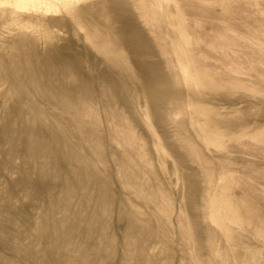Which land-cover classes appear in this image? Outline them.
<instances>
[{
    "label": "rangeland",
    "instance_id": "rangeland-1",
    "mask_svg": "<svg viewBox=\"0 0 264 264\" xmlns=\"http://www.w3.org/2000/svg\"><path fill=\"white\" fill-rule=\"evenodd\" d=\"M41 1L0 0V62L58 60L0 72V264H264V0Z\"/></svg>",
    "mask_w": 264,
    "mask_h": 264
},
{
    "label": "bare ground",
    "instance_id": "bare-ground-1",
    "mask_svg": "<svg viewBox=\"0 0 264 264\" xmlns=\"http://www.w3.org/2000/svg\"><path fill=\"white\" fill-rule=\"evenodd\" d=\"M16 2L18 3L19 7L21 8H24L27 12V10H30V9H35L37 8L38 6L40 7L42 5V1L41 0H16ZM3 3V1H2ZM14 3H15V0H14ZM1 5V3H0ZM4 5V4H3ZM93 6L95 5H88V6H82L80 8H78V12L80 13V15L82 16V14H84L87 10L91 9ZM47 10L48 9V5H47ZM91 11V10H90ZM21 12V11H20ZM88 13V12H87ZM24 16V15H23ZM27 22V21H26ZM51 24H54V25H63L65 23H63V20L61 19H54L52 20ZM53 25V26H54ZM35 38V37H34ZM34 44H36L35 40L32 39V37H26L25 35L22 36L20 38H18L14 44L12 45V47L14 48V51L16 52V54L14 56H17V58H20L19 60H16V61H11V62H0V72L2 73L3 71H9L12 76V81L13 80H17L15 76L16 73H20L21 71H25V72H29V81L30 79H32V84H35L36 85V89H41V90H46L45 89V86L39 84L37 81L38 80V75L37 73H41L42 70H47L48 68H54L57 66V63H58V60L55 61V60H51L49 62H36L34 60V57L36 56V52L35 49H34ZM38 46V45H37ZM40 51V50H39ZM49 51V50H48ZM48 53V52H47ZM14 54V53H13ZM58 55V54H57ZM61 55V54H60ZM41 56V55H40ZM51 57L54 59V56L50 55V59ZM16 58V59H17ZM56 58V57H55ZM111 60V59H110ZM60 63V62H59ZM66 64V63H64ZM70 64V63H69ZM73 64V63H72ZM75 64V63H74ZM64 66V65H62ZM74 67V66H73ZM9 68V69H8ZM67 68V67H66ZM75 68V67H74ZM61 70V68H60ZM44 72V71H43ZM42 72V73H43ZM65 72V71H64ZM32 73V74H31ZM8 74V73H7ZM2 75V74H1ZM4 75V73H3ZM9 75V76H10ZM28 75V76H29ZM43 77V76H42ZM51 79V78H50ZM15 80V81H16ZM63 80V79H62ZM14 81V82H15ZM64 81V80H63ZM17 82V81H16ZM18 83H19V80H18ZM17 83V84H18ZM13 84V83H12ZM23 84V83H22ZM22 84H20L19 86L22 88ZM28 84V83H26ZM16 85V84H15ZM14 85V86H15ZM25 85V84H24ZM17 87V85H16ZM26 87V85H25ZM18 88V87H17ZM24 89V88H23ZM26 91H28L27 89H25ZM19 91H20V88H19ZM47 91V90H46ZM52 91V90H51ZM22 93V91H20ZM44 92V91H42ZM49 92V90H48ZM47 92V96L50 94H48ZM55 93V91H53ZM62 92V91H61ZM27 93V92H26ZM39 94V93H38ZM45 94V93H44ZM52 94V93H51ZM50 94V95H51ZM68 93H59L57 92V94H52L53 97H55V99H57V101H59L60 103H63L61 104L60 106L63 105V107L65 108L66 111H69L70 109V99L71 97H69V94L67 95ZM49 95V96H50ZM27 98V97H26ZM70 98V99H69ZM48 99H52V98H48ZM42 101V100H41ZM49 101V100H48ZM56 101V102H57ZM50 102V101H49ZM72 102V101H71ZM31 103V102H30ZM48 103V102H47ZM51 103V102H50ZM54 103V102H53ZM45 104V103H44ZM58 105V104H57ZM31 107V106H30ZM35 107V106H32V108ZM34 109V108H33ZM46 109V108H45ZM65 111V112H66ZM33 112V111H32ZM40 112V110H39ZM72 113V112H71ZM75 113V112H74ZM33 114V113H32ZM37 114V112H36ZM36 114L34 115V117L36 116ZM78 114V113H77ZM41 116V115H40ZM56 116V115H55ZM47 117V116H46ZM37 118V117H36ZM40 119V118H39ZM37 123V122H36ZM34 129V128H33ZM66 130V129H65ZM56 131V130H54ZM58 134V133H57ZM59 136V135H58ZM55 138V137H54ZM61 138V137H60ZM59 138V139H60ZM57 140V139H56ZM62 142V141H61ZM55 143V142H54ZM37 144V143H36ZM61 145V144H60ZM38 146V145H37ZM43 146V145H42ZM57 146V145H56ZM44 147V146H43ZM60 147V146H59ZM57 149V148H56ZM58 150V149H57ZM53 151V150H52ZM236 199V198H235ZM221 201V200H220ZM233 201V200H232ZM219 202V201H218ZM230 202V201H229ZM222 204V203H221ZM245 208V207H244ZM220 210V209H219ZM235 210V209H234ZM238 219V218H236ZM238 223V222H237Z\"/></svg>",
    "mask_w": 264,
    "mask_h": 264
}]
</instances>
